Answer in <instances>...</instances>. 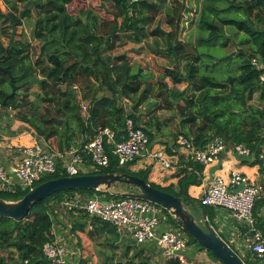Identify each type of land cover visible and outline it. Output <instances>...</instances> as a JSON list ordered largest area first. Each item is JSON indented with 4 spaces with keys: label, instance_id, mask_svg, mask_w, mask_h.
<instances>
[{
    "label": "trees",
    "instance_id": "trees-1",
    "mask_svg": "<svg viewBox=\"0 0 264 264\" xmlns=\"http://www.w3.org/2000/svg\"><path fill=\"white\" fill-rule=\"evenodd\" d=\"M1 1H5L8 8L0 12V20L6 27L4 34H9L10 38L14 27L18 30L26 18H33L36 14L32 31L34 40L39 44V53L32 57V44L15 40L17 34L13 45L9 43L6 46L0 40V67L9 68L14 78L12 81L9 74L0 70V101L3 104L5 95L11 93L12 82L19 86L30 82L35 74L42 75L45 80L40 87L42 93H37L40 104L36 101L28 102L27 95L19 94L9 98L7 105L3 106L20 111L17 116L30 123L37 134L45 136L47 140L56 137L60 150L64 142H68L67 136L61 133V126L66 125L65 128L71 129L75 123L90 138L96 136L99 130L110 128L118 132L119 141L124 137L127 118H131L140 127L136 117L127 113L120 99H128L134 104V109H138L152 97L155 81L146 80L144 87L143 72L139 71L137 76L126 56H118L111 61L104 53L123 37L140 44L149 37L161 36L166 38L167 53L175 58L177 68L164 70L160 89L168 91L169 97L177 101V108L181 112L191 110L183 120L184 126L192 127L190 136L192 132L194 134L188 138L199 149H204L215 139L224 140L227 146L243 144L254 153L255 162L259 161L264 148V84L260 82L262 71L253 66L252 60L261 58L264 61V0H195V3H189V0H100L101 10L113 17V20L107 22L102 21L100 15L88 5V0ZM20 4L24 5L23 9L19 7ZM73 5L80 7L75 11L71 8ZM155 23L157 26L152 29ZM194 23L197 25V35L199 34V46L224 48L228 39L224 35L223 26H227L245 35L241 44L249 45V49L241 50L235 58L232 55L216 58L214 53L200 51V47L198 53L193 54L188 51L193 44L184 36L189 24ZM163 25L168 28L163 29ZM191 57H194L193 61ZM181 60L186 62L183 66L184 73L181 70ZM222 64H236L237 72L220 79L221 74L217 69ZM131 75L135 76L126 85V78ZM166 78L171 80V89L164 83ZM181 84L185 85L183 90L177 88ZM74 85L80 86L82 99L91 105L87 122L74 115L76 107H79L77 93L72 89ZM257 95L260 106L253 104ZM204 97L207 114L217 116L214 122L201 113V100ZM182 101L184 106L179 105ZM42 105L47 108L39 113ZM25 108H30L35 118L23 114L22 110ZM221 124H225V128ZM107 152L110 156L109 167L97 168L82 175L128 174L149 183L146 171L134 172L132 164L121 168L109 147ZM191 164L194 172L181 177L177 186L162 188L149 184L186 201H192L188 188L202 183L195 171L201 173L203 166L196 162ZM67 176L59 166L56 174L46 177L41 183ZM72 192L75 191L56 193L37 203L22 221L0 216V264H25V261H29V264L42 263L44 244L55 240L50 203L54 200L61 202L65 194ZM77 192L91 195L99 191ZM27 193L0 192V198L18 201ZM110 197L119 199L115 195ZM196 202L206 210L211 221L213 208ZM263 207L264 198H261L256 202L254 215L258 228L264 233V217L257 218V211ZM164 211L172 219L175 228L183 232L169 212ZM93 221L95 230L97 227L111 226L98 219ZM187 237L188 244H198L220 262L210 250L189 235ZM129 252L130 249L123 255L122 260L128 259L125 264H149L145 258L140 257V253L128 258ZM104 260L109 262L106 256ZM166 264L179 262L170 260Z\"/></svg>",
    "mask_w": 264,
    "mask_h": 264
},
{
    "label": "crops",
    "instance_id": "crops-1",
    "mask_svg": "<svg viewBox=\"0 0 264 264\" xmlns=\"http://www.w3.org/2000/svg\"><path fill=\"white\" fill-rule=\"evenodd\" d=\"M90 2L91 1L88 0L89 6ZM95 2L100 5L101 9L100 0ZM190 2L195 3L196 1L189 0V3ZM92 9L100 15L102 21L107 22L113 20V17L106 14L104 11L101 10L104 14L100 11H96L95 6ZM25 24L24 21L23 26L17 30V41L21 40L24 42L25 40L23 41L20 35L25 34L30 39L29 43H31L33 47H38L39 50L38 42L33 38V28L31 27L28 29ZM156 26L157 24L155 23L151 28L153 29ZM167 28L168 27L163 25V29ZM123 35L124 34H121V36ZM33 40L35 44H33ZM113 44L114 47L104 53L105 57H108L112 61L118 56H126L134 73H137V76H139V71L143 72L142 82L144 87L146 80L154 79L155 90L152 98L150 97V99L139 106L138 109H134V104L128 99L121 98L120 103L127 110L128 114H133L136 117L138 125L142 127L149 136V149L151 151L159 149L164 150L172 162V168L165 170L157 165L152 158L146 155V157L134 162L131 165V169L134 172L146 171L149 183L158 187L167 188L172 185L177 186L181 177L186 173L194 172L195 169L191 164L193 161L189 159V155L177 146L176 139L179 135L176 137L172 133L181 132L180 135L183 134L187 137H192L194 134L192 132L190 136L192 127L184 126L183 121L180 124L178 119L172 123L171 127L165 126V124H168V120H166L167 117H171L170 111L164 110L163 112L168 114L167 116L166 114L163 116L161 111L156 107V103H160L158 100L163 99L153 98L158 88L157 85L163 83L162 76L164 75V70L168 68L172 69L174 68V64H176L175 58L167 53V40L161 36H154L149 37L140 44H135L123 37L121 41H116ZM134 76L135 75H132V78ZM38 77L44 79L40 74H38ZM165 82L169 85L170 89L173 87L169 78H166L164 83ZM177 88H179V86ZM39 89L41 91L40 86ZM183 89L184 88L180 90ZM161 92L167 91L163 88ZM159 94L160 93L157 95L160 96ZM77 98L80 107L83 101L82 94L78 95L77 93ZM30 101L32 102L35 100L32 98ZM167 104H169L170 107H175L174 104L169 102H167ZM179 105L181 106L182 103H179ZM157 106L160 105L157 104ZM172 111L174 113L175 110ZM27 116L29 118H35L32 110H28ZM162 117H165V119L163 120ZM65 127L67 126H61L60 130L62 134L67 136L66 140L68 142H64L62 150H60L59 140L56 137L47 140L45 136L37 134L30 123L20 120L17 116V111L4 108L0 113V161L5 167L14 165L19 158L18 149L23 146L31 145L36 137L45 140L57 151H64L71 147H79L90 139V136L82 133L75 123H73L71 129ZM166 129H168V131H166ZM117 134L118 132L116 133V139L120 138ZM68 137H70V139ZM232 148L233 146H228V152L223 154L219 161L203 166V171L201 173L195 171L197 176L202 179V183L200 185H191L188 188V193L193 199L191 202L196 204L189 207V211L195 216L196 220L198 219L197 216L201 218V207H198L200 204L196 201L200 202L204 192L217 176L228 179L231 172L238 171L245 174L253 182L261 185L264 189V148H262L261 153L263 158L259 157L258 162H255L256 157L249 158L239 156ZM87 168L90 169V166ZM118 192L126 191L119 190V188H112L109 192L101 190L91 195L97 196L104 201H112L114 199L110 196ZM261 198H264V192ZM212 211L213 216L211 221L209 220L210 224L215 229L217 228L216 231L218 234L241 255L244 252V245L238 239V222L227 210L213 208ZM261 217H264V207L257 211V218ZM52 218V234L56 241L67 248L70 264H113L112 262L116 264L118 261L125 263L128 259L122 260V258L129 249L128 258H132L137 253H140V257L145 258L149 264H166L155 240L143 245H137L135 241L130 238L121 239L113 226L97 227V230H95L93 219L84 211L58 210L57 213H55V211L53 212ZM170 223L171 219L170 216H168L167 222L162 223L159 232L173 229L174 227H172ZM181 235L188 239L185 233L181 232ZM185 254L191 260L203 261L208 264H221L219 261L215 260L206 249H203L197 244H188ZM105 256L109 261L108 263L104 262ZM112 258L115 259L113 260Z\"/></svg>",
    "mask_w": 264,
    "mask_h": 264
},
{
    "label": "built area",
    "instance_id": "built-area-1",
    "mask_svg": "<svg viewBox=\"0 0 264 264\" xmlns=\"http://www.w3.org/2000/svg\"><path fill=\"white\" fill-rule=\"evenodd\" d=\"M252 64L262 71L260 82L264 84V61L261 58H254ZM72 89L78 95L82 94L79 85H74ZM3 109L0 101V113ZM80 109L83 120L87 122L90 118V103L83 100ZM124 132L123 139L119 141L112 129H101L83 145L64 151L54 150L48 142L36 137L31 145L18 149L19 158L14 165L5 167L0 161V192L8 194L29 192L46 177L56 174L59 166L68 176H78L97 168H107L110 165L107 147L111 149L121 168L146 155L165 170L172 168L171 159L164 150L149 149V136L142 127L136 126L131 118L126 119ZM176 143L189 155V159L202 166L219 161L220 157L228 152V146L222 139H215L204 149H199L192 139L181 134L177 137ZM232 149L239 156L255 157L243 144L233 146ZM263 192L261 185L253 182L245 174L233 171L228 179L222 176L214 178L200 199L203 206L229 211L238 222V239L244 245V252L238 255L246 264H264V233L258 228L254 215L256 202L262 197ZM50 205L52 221L54 211L55 213L58 210L84 211L91 219H98L113 226L121 239L130 238L137 245L155 240L166 262L177 260L179 264H208L188 258L185 254L188 239L178 231L170 229L159 232L169 215L164 209L149 201L136 198L104 201L97 196L75 191L65 194L61 202L54 200ZM43 254L44 261L40 264H70L67 248L56 240L44 244ZM25 264H29V261H25Z\"/></svg>",
    "mask_w": 264,
    "mask_h": 264
},
{
    "label": "water",
    "instance_id": "water-1",
    "mask_svg": "<svg viewBox=\"0 0 264 264\" xmlns=\"http://www.w3.org/2000/svg\"><path fill=\"white\" fill-rule=\"evenodd\" d=\"M0 8V12H1ZM84 21L86 19L84 18ZM17 34V30L14 27L12 30V36L10 39V45H13L14 38ZM0 70L9 74L11 80L14 78L9 68H2ZM132 78L128 76L125 84H129V80ZM44 79H40L38 74H35L34 78L30 82L22 85H15L11 83V93L6 94L3 105H7L9 98L19 95V91L29 84L37 83L41 87ZM202 111L201 113L205 117H210L214 122L216 115L209 116L206 112L205 97L201 100ZM76 117L81 118V109L76 107L74 114ZM225 128V124L220 125ZM115 186L131 188L129 192H118L114 194L119 198H136L145 201H149L160 208L169 212L174 218L176 225L187 235L193 238L197 243L210 250L222 264H246L244 260L238 255V253L218 234L216 229L210 224L207 217L206 210L201 205V219L203 226L200 225L195 216L189 211V207L194 206L191 201H186L181 197H176L172 194L166 193L156 187H153L147 183L144 179L131 176L128 174H98V175H78L67 176L59 179L46 181L35 186L31 189L23 198L18 201H7L0 198V216L10 217L16 221H22L29 215L34 206L53 196L56 193L88 190V191H101L105 190L109 192ZM113 260L115 258H112ZM116 264H125L122 261L116 262Z\"/></svg>",
    "mask_w": 264,
    "mask_h": 264
},
{
    "label": "rangeland",
    "instance_id": "rangeland-1",
    "mask_svg": "<svg viewBox=\"0 0 264 264\" xmlns=\"http://www.w3.org/2000/svg\"><path fill=\"white\" fill-rule=\"evenodd\" d=\"M11 1L12 2H15L17 0H11ZM90 1H91L90 2L91 8H94V6H95V10L96 11L102 12L101 9H100V5L96 4V2H95V1H98V0H90ZM19 7L21 9H23L24 8V5L23 4H20ZM79 7L80 6H74L73 5L71 8H73L76 11V10L79 9ZM0 8H1L2 12H4L8 8L7 5H6V3H5V1H1L0 2ZM191 12H192V10H191ZM102 13L104 14V12H102ZM34 14H35V12H34ZM35 20H36V14L34 15L33 18H28V19L26 18L24 20L25 23H26L25 25L27 26L28 29H30L31 27L33 28V25L35 23ZM196 20H197V17H196L195 21ZM5 28H4V25L2 24V21L0 20V40L7 46L10 43V39L11 38H10V35L9 34L8 35H5L4 34V29ZM223 31H224L225 37L228 39L227 45L224 48L221 47V46L215 47V46H210V45H208V46H206V45L205 46H199L198 45L199 34L197 35V25H196V23L189 24L187 33L185 34L184 37H186L185 39H187L188 41L192 42L193 45L188 48V51L189 52H192L193 54H197L198 53L197 51L199 50V47H200V51H202V52L203 51L204 52H209L211 54L214 53L213 55L216 58H221V57H225V56L227 57V56H231V55L234 56V58H235L241 50L247 51L249 49V45H242L241 44V41L245 37V35L243 33H241L240 31H237L236 29H234L232 27H227V26H223ZM20 37L23 38V41L25 40L24 41L25 43L30 42L29 41L30 39L25 34H21ZM15 40H18V38H15ZM33 44H35V41L34 40H33ZM38 52H39L38 47H36V46L33 47L32 46V50H31L32 57H34L35 55H37ZM193 59H194V57H191V60L192 61H193ZM181 62H182V64H181V70L183 72V66L185 65L186 62H185V60H181ZM173 67L174 68H177L176 67V64H174ZM236 67H237L236 64H233V65L230 64L229 66H227V65L225 66L224 64H222V66L219 69H217V71L221 74L219 76V77H221L220 79H225L227 75L236 73L237 72ZM221 72H224L225 74L224 73L222 74ZM210 73H212L211 70H210ZM222 75H223V77H222ZM160 86H161V84L159 83L157 85L158 88H157V91H156V93H155V95H154L153 98L156 97L158 99H163V100H158V102H160V103H156L157 109L161 111V114L163 116H165L164 114H166V116L168 114V113L163 112L164 110H169L170 111L171 117H167L166 120H168V124H165V122H167V121H165L164 122L165 126L171 127L172 126V123H174L175 120H177V119H178V122L181 124V122L188 116V114L190 113L191 110L190 109H186V110H184V112H181L179 110V108H177V101H175L174 99H172V98L169 97L168 91L167 92H161L160 91L161 90L160 89ZM184 87H185V85H183V84H181L179 86L180 89H182ZM38 92H42V91H40L38 84H31L28 87L21 89L19 91V94H21V95H27L28 96V100H27L28 102H31L30 100L32 98H34V100L38 104H40V100L37 98V93ZM158 93H160V96L157 95ZM167 102L173 103L175 105V107H170V105L167 104ZM180 103H182L181 106H184L185 105V103L183 101L180 102ZM157 104L160 105V106H157ZM253 104H256V105L260 106V103H259V100H258V95L255 97V100L253 101ZM35 108L36 107H34V109ZM46 108H47V106L42 105V108H40L38 110L39 113H43V111H45ZM28 110H30V108H25L24 110H22V113L23 114H28ZM172 110H175L174 113H173ZM19 112L20 111H17V113H19ZM162 118H163V120L165 119V117H162ZM22 121L23 122H26L24 120H22ZM166 131H168V129H166ZM180 133L181 132H177V133L173 132L172 134L177 137L178 135H180ZM114 188H119V190H123V191H126V192H129L130 191L128 188H125V187H114ZM197 218H198L197 219V222L200 225L203 226V221L201 220V218H199V216H197ZM170 224L173 225L172 226V227H174L173 230H176V231H178L181 234V232L177 228H175L176 226L174 224H172V219H171V223ZM104 262H105V260H104Z\"/></svg>",
    "mask_w": 264,
    "mask_h": 264
}]
</instances>
